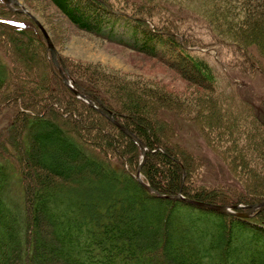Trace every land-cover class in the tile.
I'll return each mask as SVG.
<instances>
[{
	"label": "trees",
	"instance_id": "trees-1",
	"mask_svg": "<svg viewBox=\"0 0 264 264\" xmlns=\"http://www.w3.org/2000/svg\"><path fill=\"white\" fill-rule=\"evenodd\" d=\"M50 1L81 31L107 43L152 56L169 66L176 65L157 54L152 42L159 41L166 45V51L174 52L178 65L186 63L195 69L198 81L203 82L213 96L208 110L194 116L197 118L194 124L208 130L211 144H215L217 138L227 137L229 143L218 153L230 161L232 171L246 179L254 178L256 189L264 190V174L259 178L255 176V170L260 169L255 160L257 152L264 151V144L259 143V126L251 125L254 133L247 136L245 132L250 130L247 127L252 117L249 111L245 114L243 109L237 112L234 109L232 114L222 107L224 101L221 100L222 94L218 93L217 80L208 62L199 56L204 53L198 48L201 46H197V42L193 44V40L182 35L169 20L168 13L173 12L167 0L159 2L158 7L163 11L155 15L145 13L146 9L141 11V7L131 0H89L107 22H122L131 26L133 33H141L142 39L134 41L118 39L112 31H106L107 24H103L100 18L96 15L90 17L81 5L71 0ZM138 1L146 6L157 3ZM213 7L218 11V15L211 19L215 25H224L227 33H246L245 36L248 33L255 38L254 42L256 37L264 42V0H220ZM17 14L21 16L23 13L10 11L0 0V17L7 18H0V30L3 39L10 40L11 37L12 54L17 60V70L9 76L0 57V108L9 109L10 106L13 113L11 123L0 135L14 129L18 148H10V151L19 158L15 160L0 151V264H37L34 257L38 242L53 245L45 252V257L58 264H264V210L242 219L182 200L160 198L146 190L134 178L142 157L139 145L119 130L112 120L66 87L50 61L45 42L34 37L40 32L17 18ZM157 18L166 24L163 28L159 27ZM20 38H26L28 44H22ZM59 58L69 77L89 94L88 98L99 99L107 115L114 114L110 102L97 89L83 83L61 55ZM51 77H55L61 91L52 88ZM101 78L107 77L102 75ZM109 79L107 83L114 87L107 89L120 106L115 110L114 120L125 121L128 131L146 146L147 155L141 171L143 181L159 195H183L194 202L226 206H235V203L251 206L261 202H244L236 197H225L221 192L214 193V189L197 188L191 184L189 180L193 181L198 173L194 171L198 160L176 143L177 132L172 126L156 119L154 124L159 128L150 123L159 114V106L175 107L176 102L157 95L151 87L141 85L135 88L134 84ZM140 90L145 95L142 92L136 95ZM17 92L23 97L16 98ZM11 93L15 99L3 100ZM57 100L63 106L57 105V108ZM187 111L182 107L179 112L186 116ZM243 135L250 142L237 144L239 136ZM58 143L68 149L74 148L82 162H95L97 173L82 174L74 169L73 173L77 174L71 177L65 176L57 167L52 168ZM122 157H128L126 165L118 162ZM5 159L16 165L11 183L15 192L13 198L17 201L15 222L3 215L5 208L13 205L11 199L4 198L12 187L7 185L10 177L3 163ZM61 160L64 164L65 157L62 156ZM251 183L254 185L255 182ZM205 217L213 221L209 224L212 233L199 228L201 224L198 222ZM173 218L180 223L176 232H171ZM37 220L45 225L41 237ZM134 221L138 227H132ZM49 228L52 229L50 232ZM175 251L177 253L171 255ZM238 252L243 259L236 257Z\"/></svg>",
	"mask_w": 264,
	"mask_h": 264
},
{
	"label": "rangeland",
	"instance_id": "rangeland-1",
	"mask_svg": "<svg viewBox=\"0 0 264 264\" xmlns=\"http://www.w3.org/2000/svg\"><path fill=\"white\" fill-rule=\"evenodd\" d=\"M2 1L5 6L10 9V11L21 12L22 7L26 9L27 12H22L23 14L21 16L20 14H17L19 15L17 18L22 19V21H26L29 26L35 27L38 32H40L35 33L34 37L38 41L41 39L45 42V50L49 54L50 61L56 70V65L53 64L47 41L40 26L46 31L50 41L57 51L58 58L61 55L67 61L70 68L73 69L72 71L75 75L80 80H83V83L97 89L110 102L109 104L113 106V109L119 110L120 106L118 102L114 101V96H112L107 89L114 87L110 82L107 83L110 81V77L125 83L134 84V87H141V85L151 87L157 95L165 96L174 100L177 104L175 107L159 106L158 115L160 118L157 119V115L151 119L152 121L150 123L154 124V120L156 119L157 121L159 120L164 122L163 124L172 126L177 132L175 137L176 143L179 146H183L192 154L191 156L198 160L194 171L196 170L199 175L196 173V177H193V181H191L192 179L189 180L191 184H194L197 188L203 186L207 189H214V193L221 192V194L225 195V197H236L239 198V200L243 199L244 202L248 203L261 200L260 203L255 204L257 206L264 204V190L260 191V189H256V180L254 178L251 179L252 181L250 179H246L244 175L240 177L236 171L231 170V165L229 164L230 161H226L227 158L218 153V151L221 152L223 147L227 146L229 143L226 141L227 137L222 136L219 139L217 138L215 139L217 142L215 144H211V137L209 138V133L207 132L208 130L203 126H197L194 124V122L197 121V118L194 119V116H196V114L200 111H207L208 107H210L209 102L212 99L213 93L204 86L203 82L198 81L195 69L191 68L186 63L178 65L177 57L174 56V52L169 53L170 51H166V45L155 40L152 42V45L156 48L158 55L162 58H166V60H169L176 65L169 66L152 56L148 57L128 48L107 43L85 31L79 30L56 6L53 5L50 0H12L18 2L16 5L6 4L4 0ZM71 1L74 4L81 5L83 11L89 14L90 17H92V15H96V17L100 18V21H103V24H107L105 27L106 31H112V35L116 36L118 39L125 41L142 39L141 33H133L130 28L131 26L128 27L122 22L115 23L112 20L107 22V18L104 19L105 17L101 14V11H99L96 6L91 4L89 0ZM131 1L136 5H139L142 9L141 11L146 9L145 13L149 15L161 13L163 9L159 8L158 4L166 2V0H153L154 2H157L155 6H146V4L138 0ZM167 1L171 5L170 9L173 12V14H171V12L168 13L169 20L176 25L182 35L188 37L190 40H193V44L196 45L197 42V46H201L198 48H200V50L204 53H199V56L203 57L208 62L213 75L217 80L216 87L218 93L222 94L223 99L221 100L224 101V105H222V107L224 109L227 108L232 114L234 109L236 112L239 111V109H243L245 114L249 111V115H251L253 119L252 117L249 119V126L247 128L250 127V130L247 129L248 132H245V134L248 136L250 133H254L251 130V125H255V127L259 126L258 130L261 136V142L259 143H262L263 145L264 46L262 45L264 42L262 43L261 39L258 37H256L254 42L255 38H253V36H248V33L246 36V33H227L228 29L224 27V25L222 27V24L215 25L211 22L213 16L218 15L217 8L213 7V5L219 3L220 0ZM251 4H253V2H251ZM0 18L4 20L7 19L6 16ZM159 22L160 28H163L166 25H163L160 20ZM211 28L215 32H213ZM3 38V32L0 30V57L4 63H1V65L10 76L17 70V60L12 54L13 48L11 45V37L10 40ZM21 39L22 44H28L26 38H20L19 41H21ZM203 44H205V46H203ZM218 51L220 52L219 55H217ZM102 75L107 78H101ZM1 76L0 71V77ZM51 78L53 79V83L51 82L52 88L57 92L61 91V87L55 82V77ZM99 81H101V84L98 83ZM73 82L75 81L71 79L69 85H65L76 96L72 90L74 88ZM102 84H104V87ZM134 87L132 88L135 89L136 87ZM141 92L142 90H140V92H136V95H139ZM142 93L144 94L145 92L143 91ZM15 95L17 96L16 98H19L20 96L23 97V94H19V92ZM15 95L11 93L9 96L7 95L8 97H4L3 100L8 98L15 99ZM144 98L146 99V97ZM86 102L93 103V106L91 107L100 113L102 112V115H104L103 112H106L100 100L96 101L87 98ZM57 105L61 107L63 106V103L57 100V104H55V106L58 108ZM182 107H186V110H188L186 112V116L185 113L180 114L179 112ZM115 110L114 114L109 113V116L113 117V119L116 114ZM244 111L242 112L244 113ZM11 115H13V113L10 106L9 109L8 107L0 108V132L5 131L11 123L13 118ZM114 123L121 131H123V129L129 130L126 127L125 121L120 118H118L117 121L114 120ZM154 127L156 128L157 126L154 124ZM246 137L244 135L239 136L237 144L240 145L243 144V142H250L247 141ZM15 139L17 138L14 129L6 132L3 136L0 135V151L7 153V155L12 156L15 160H17L19 159L18 156L10 151V148L13 150H17L18 148ZM57 145L58 147H55L57 154L55 153L53 156H55V160L58 164H60V167H58L55 162V164L52 165V168L57 167L63 171L65 176L71 177H74L77 174L73 173L74 169L80 173L83 172L82 174H94L95 171L97 173V168L94 166L95 162H82L79 153L74 148L68 149L63 143H58ZM259 152H257V157L255 158V160L257 159V162H255L259 163L257 167L259 166L260 168L255 170V176H257L256 178H259L260 175L264 174V151L260 150ZM62 156L65 157L64 164H62ZM95 159L99 160L96 156ZM142 161L143 156L141 157V162L139 164H142L143 167L145 161L143 163ZM118 162L121 164L125 163L124 165H126L129 162L128 157H122L120 160L118 159ZM3 163L7 170V176L10 177V181H8L7 185L11 187L13 180L12 176L16 171V165H14L10 159H5ZM251 164L254 165V161ZM142 167L140 169V184L142 185L143 182L147 185V183L143 181L141 173ZM251 182H255L254 185ZM9 191L10 192H8L7 195H4V198L7 200L11 199V203L13 205L10 208L9 206L6 207V213H3V215H5L7 220H13L15 222L17 217V206L15 203L17 201L13 198V195L15 194L13 185ZM180 197L185 203L191 201L183 195ZM254 197H257V199H253ZM219 206L226 207V205ZM235 206L240 210L244 209V207H249L239 205L237 203H235ZM252 206L253 205L250 207ZM228 207L232 208V206ZM259 210H264V208L261 209L260 207H257L255 212H258ZM71 212L75 214L74 210H71ZM127 216H130V214ZM148 221L149 220H146V222ZM36 222L40 225V235H38L41 237L43 235V228H45V225L41 220H37ZM212 222L213 221H210L207 217L202 218V220L198 222L201 224V227L199 226V228L206 231L210 230L212 233V229L209 227V224ZM179 224L180 223L177 221V218H173V227L171 228V232L178 231ZM132 225V227L139 226L136 221H134ZM51 230L52 229L50 228L48 229L49 232ZM237 246L243 248L241 245ZM52 248L53 245L48 242H38L36 256L34 257L35 262L37 264H58L55 260L49 261L45 257V252L50 251ZM170 248L171 245H169L168 249L170 250ZM8 249L9 246L5 248V251H8ZM176 253L177 251H175V253L172 252L171 255ZM236 257L243 259L240 252L236 254Z\"/></svg>",
	"mask_w": 264,
	"mask_h": 264
},
{
	"label": "water",
	"instance_id": "water-1",
	"mask_svg": "<svg viewBox=\"0 0 264 264\" xmlns=\"http://www.w3.org/2000/svg\"><path fill=\"white\" fill-rule=\"evenodd\" d=\"M5 1V3L6 4H18V2H16V1H12V0H4ZM22 12H24V13H26L27 11H26V9H24L23 7H22V10H21ZM40 26V25H39ZM40 28H41V30L43 31V34H44V36H45V39H46V41H47V44H48V49L50 50V52H51V55H52V59H53V61H54V63H55V65L58 67V70H59V73H60V75H61V77H62V80H63V82L66 84V85H69V82H70V80H69V78L67 77V75L65 74L66 72L65 71H63V69L61 68V67H59V63H58V61H57V59H56V54H57V52H56V50H55V48H54V46H53V44H52V42L50 41V39H49V37H48V35H47V33H46V31L43 29V27H41L40 26ZM73 84H74V86L76 87V88H73L72 90L74 91V93L78 96V97H80V98H82V99H86L87 98V93L85 92V91H83V90H81L80 89V87L75 83V82H73ZM90 105L91 106H93V103H90ZM102 113V112H101ZM103 114H104V116H106V117H108L110 120H112L113 122H114V119H113V117H110L109 115H107V113H105V112H103ZM123 132H125L130 138H132L136 143H138L139 144V146L141 147V150H142V156H143V161H142V163L145 161V158H146V147H145V145L143 144V143H141L130 131H128L127 129H123ZM141 167H142V164L141 165H139V168H138V172H137V175H136V180L137 181H139L140 183H141V177H140V169H141ZM142 185L148 190V191H151V192H155V193H157L155 190H153L150 186H148V185H146V184H144L143 182H142ZM157 195L159 196V197H162V195H159L158 193H157ZM181 195H179V196H175L174 198H176V199H181V197H180ZM163 197H165V196H163ZM168 198H173V197H170V196H168ZM188 203H190V204H193V205H196V206H199V207H203V208H206V209H209V210H213V211H217V212H220V213H228V214H235V213H233V211L232 210H236L238 207H232V208H228V207H225V206H219V205H213V204H205V203H199V202H194V201H188ZM257 207H260L261 209H263L264 208V204L262 205H260V206H257V205H253L252 207H248V209H249V212L248 213H237V215L238 216H240V217H247L248 216V214L249 213H252V212H254L256 209H257Z\"/></svg>",
	"mask_w": 264,
	"mask_h": 264
},
{
	"label": "bare ground",
	"instance_id": "bare-ground-1",
	"mask_svg": "<svg viewBox=\"0 0 264 264\" xmlns=\"http://www.w3.org/2000/svg\"><path fill=\"white\" fill-rule=\"evenodd\" d=\"M56 68H57V66H56ZM57 72H58V68H57ZM87 98H88V96H87ZM87 98H86V99H87ZM105 113H106V112H105Z\"/></svg>",
	"mask_w": 264,
	"mask_h": 264
}]
</instances>
